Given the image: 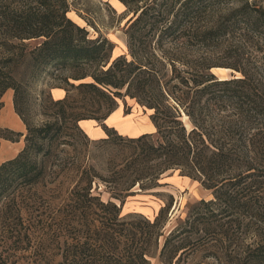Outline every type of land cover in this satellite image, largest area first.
Instances as JSON below:
<instances>
[{"label":"trees","instance_id":"obj_1","mask_svg":"<svg viewBox=\"0 0 264 264\" xmlns=\"http://www.w3.org/2000/svg\"><path fill=\"white\" fill-rule=\"evenodd\" d=\"M15 1L24 4L0 0V31L6 44L13 39L41 41L19 55L0 59V110L4 93L13 89L15 111L28 131L24 147L0 164V264L22 260L25 264H150L149 246L163 236V211L154 220L123 218L121 205L104 200L90 184L67 188V199L48 204L44 211L24 196L44 177L37 154L51 132L68 119L78 125L84 119L105 120L124 95L153 110L158 135L157 140L153 133L120 135L123 145L135 153L123 166L124 173L135 172L132 184L182 166L190 175L199 173L205 187L213 189V198L193 205L165 238L160 253L165 264L185 261L200 250L219 257L220 248L229 249L236 242L246 218L263 221L264 180L257 177L264 173L250 172L256 168L251 153L258 148L264 154V58L253 62L250 50L264 49L260 1L243 0L223 13L220 4L226 0H120L133 12L125 31L129 57L119 55L110 64L107 53L113 43L107 37H90L86 26L70 18L68 0ZM220 40H236L232 52L237 60L226 67L238 76L219 79L211 69L220 65L205 56L189 58L188 48H211ZM20 63L30 71L19 80L14 70ZM51 67L78 69L64 78L77 89V96L65 86H55L64 87L67 94L52 98L53 119L34 125L27 118L26 86ZM169 68L173 73L167 78ZM89 96L106 103L101 116L86 115L91 111L85 101V106L75 104ZM180 107L192 124L190 129L181 119ZM100 124L106 132L103 139L111 140L114 127ZM23 135L0 127V136L11 141ZM152 160L158 162L153 165L155 173ZM248 260L264 264V243L258 242L249 253L245 250L241 264Z\"/></svg>","mask_w":264,"mask_h":264},{"label":"rangeland","instance_id":"obj_2","mask_svg":"<svg viewBox=\"0 0 264 264\" xmlns=\"http://www.w3.org/2000/svg\"><path fill=\"white\" fill-rule=\"evenodd\" d=\"M242 1L226 0L220 4V10L227 13L240 5ZM258 1L264 5V0ZM68 2L70 4L68 16L78 24L86 26L90 37H107L113 43V49L107 53L108 64L119 55L125 54L129 57L125 31L133 12L124 3L120 0H68ZM14 4L21 6L24 3L14 0ZM3 36L2 31H0V59L19 55L24 49L30 50L41 41L40 39H13L6 44L7 40ZM236 43V40L232 42L220 40L211 48L200 49V46H194L188 48L190 50L188 51L190 52L189 58L198 59L205 56L210 59L211 63L220 65L211 69L212 73L219 79L232 78L240 74L234 69L226 67V65L233 64L237 60L236 56H233L234 52H232ZM246 45L248 50V43ZM250 50L253 62L259 57L264 58V49L263 52H260L254 46ZM247 56L248 51L245 53V57ZM178 66L182 67L180 64ZM29 71L30 68L26 63H20L15 67L14 74L20 80L27 77ZM77 72L78 69L74 68L62 70L51 67L42 72L37 79L27 84L26 92L29 98L27 118L31 123L43 125L55 116V109L52 104L54 98L51 94L52 88L55 86H65L77 96V89L68 85L64 79L67 75H73ZM172 73L169 68L167 78H170ZM88 80L90 78H86L84 81ZM73 81L71 79V82ZM79 82L75 81L76 84ZM59 88L64 89L65 95L67 94L64 87ZM124 91L125 89H123ZM13 98V89H8L2 97L3 108L0 110V127L15 132L20 131L24 135L19 138V141H11L0 136V164L4 160L16 156L26 143L27 127L15 111ZM79 100L80 102H76V105L83 103L85 106L84 101L88 103L86 109L91 112L86 115L101 116L105 112L106 103L104 100L91 96L87 100L84 98H79ZM84 108L82 107V110ZM180 109L181 119L190 129L192 124L184 109L182 107ZM152 113V109H149L135 97L130 95L119 97L118 107L108 116L112 117L114 114L112 123L108 122L109 124H107L106 119L108 117L102 121L93 119L114 127L116 131H112L111 140H105L104 137L94 139L80 125L82 120L79 121L78 125V123H73L68 119L62 126L51 132V137L49 136L43 141L44 149L40 154H37V161L43 167L44 177L31 192L24 193V196L27 197L26 201L29 202L30 200L35 208L38 207L39 211H44L48 209V204L59 205L63 203L67 199L65 195L67 188L77 184H90L94 193H100L104 200L112 199L121 205L123 218L129 219L137 216L154 220L163 211V215L161 213L163 236L159 239L158 244L152 241L149 246L148 257L150 264H165L160 256L165 238L185 220L193 205L202 199L213 198V189L205 187L204 178L199 173L196 172L194 176L190 175L182 166L169 168L159 176L149 174L136 182L135 185L132 184L135 183V172L131 169L126 174L123 172V168L125 167L124 162L130 159L133 151L128 146L123 145L119 137L120 135L124 138L137 137L143 133H153V139L157 140V129L151 118ZM6 134L8 133L6 132ZM251 157L253 159L250 160L256 168L250 172L263 174L264 154L256 148L251 153ZM156 163L158 164L157 161L153 160L149 162L152 164L150 168L152 167L154 173L156 166L153 165ZM257 178L264 180V175ZM261 206L264 207V199H262ZM244 224L237 231L238 239L236 242H233L229 249L220 248L219 257L212 256L211 250H200L185 261L181 259L177 264H241L245 250L248 249L249 253L250 249L255 247L258 242L264 243V218L263 221H257L255 218L250 219L248 217L244 220ZM226 252H231V256H228ZM24 259L27 261V257ZM20 263L25 264L26 262L22 260ZM248 264H256V262L248 260Z\"/></svg>","mask_w":264,"mask_h":264},{"label":"crops","instance_id":"obj_3","mask_svg":"<svg viewBox=\"0 0 264 264\" xmlns=\"http://www.w3.org/2000/svg\"><path fill=\"white\" fill-rule=\"evenodd\" d=\"M51 94L54 99H61L65 95V90L59 87H55L52 88ZM114 114L112 115V117L114 116ZM112 117L110 116L108 117V119H106L107 124H109L108 122H113ZM80 125L86 131V133L94 139L103 138L106 136V132L104 131L102 125H100V123L96 120L84 119L80 121Z\"/></svg>","mask_w":264,"mask_h":264}]
</instances>
